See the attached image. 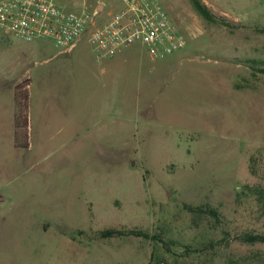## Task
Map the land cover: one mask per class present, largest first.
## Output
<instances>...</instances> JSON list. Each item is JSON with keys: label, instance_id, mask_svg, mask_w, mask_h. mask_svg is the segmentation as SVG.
<instances>
[{"label": "rangeland", "instance_id": "1", "mask_svg": "<svg viewBox=\"0 0 264 264\" xmlns=\"http://www.w3.org/2000/svg\"><path fill=\"white\" fill-rule=\"evenodd\" d=\"M160 1L185 41L164 59L139 44L97 59L86 36L67 54L0 35V264H264V244L239 240L264 235V210L258 196L236 195L264 190V54L252 69L235 53L245 37L264 45V2L202 0L227 18L230 7L256 14L245 17L253 31L207 22L189 0ZM55 2L67 12L104 4L98 25L123 8ZM25 89L27 147H15ZM184 205L215 208L220 223L195 226Z\"/></svg>", "mask_w": 264, "mask_h": 264}, {"label": "built area", "instance_id": "2", "mask_svg": "<svg viewBox=\"0 0 264 264\" xmlns=\"http://www.w3.org/2000/svg\"><path fill=\"white\" fill-rule=\"evenodd\" d=\"M264 2V0H262ZM123 8L104 24L96 12H67L55 0H0V34L24 42L49 40L62 51L83 36L98 58L142 45L150 59L159 60L185 46L160 0H122Z\"/></svg>", "mask_w": 264, "mask_h": 264}, {"label": "trees", "instance_id": "3", "mask_svg": "<svg viewBox=\"0 0 264 264\" xmlns=\"http://www.w3.org/2000/svg\"><path fill=\"white\" fill-rule=\"evenodd\" d=\"M191 7L193 10L204 20L210 23L214 24H221L222 26L228 27V28H237V25L228 23L224 21L223 19H220L219 17H216L209 9L208 7L202 2V0H189ZM264 32V29L262 30ZM1 35V34H0ZM5 36V35H4ZM254 60H247L243 61L247 66L251 67L252 69H257L256 67L250 66L254 62ZM260 70V69H258ZM264 73V70H260ZM27 82H23L18 85V87H24L26 86ZM17 90V89H16ZM26 89L23 90L22 94H19V92H16L15 94V106H16V112L14 115V145L15 147H27L26 139L23 141L21 139L22 134L25 133V130L23 128V125L20 124V107L21 105L26 104L27 102V93ZM252 174L254 172L252 171V168H250ZM253 194L254 196H258L257 199L259 200L262 209L264 210V190H259L255 187L250 186H238L236 188V195L237 197L240 196H248V194ZM185 211L188 212L191 215V221L193 225H198V223L205 219V218H211L213 221L220 223V214L217 209L212 208L210 206H191V205H184L183 206ZM121 235L124 236H135L140 237L143 239H152L155 240V236H151L145 232L137 231V230H127L123 233L119 232ZM113 235V230H105L100 233L101 238H108ZM239 240L245 244H264V235L261 234H251V233H245L242 236L239 237ZM158 264H165L164 261H158Z\"/></svg>", "mask_w": 264, "mask_h": 264}, {"label": "crops", "instance_id": "4", "mask_svg": "<svg viewBox=\"0 0 264 264\" xmlns=\"http://www.w3.org/2000/svg\"><path fill=\"white\" fill-rule=\"evenodd\" d=\"M213 3H215V2H213ZM102 6H103V12H104V8H105L104 4H102ZM230 11L232 13L231 15H233L232 16L233 18L232 17L227 18V17H229V15L227 14V12L225 10H223L221 8L218 9L217 12H215V11L214 12L218 13L217 15L220 14L223 18L227 19V21L225 20L226 22L234 24V25H237L238 28H239V24L244 26L243 28H245V29L247 28L246 30H250L252 28L250 25L245 24V22H246L245 21V19H246L245 17L254 18V17H256V14H250L247 11H243V10L236 9V8L234 9L232 7H230ZM214 12H212V13H214ZM262 14H264V13H262ZM214 15L216 16V14H214ZM254 29H255V27L252 28L251 30L254 31ZM257 29H258L257 31H262L264 29V26L257 27ZM250 32H252V31H250ZM79 41H80V39L75 43L73 48H71L69 50H65V51H63V53H67V54L71 53L77 47V44L79 43ZM257 44L258 43L253 40V37L252 38H251V36L245 37V43L242 44V45L245 46V48H239L237 51H235V53L237 54V56L239 55V56L245 57V59L244 58H240V60H243V61L252 60L253 57H255V59H260V56L264 54V45L261 43V44H258V47L255 48L254 46H257ZM117 54H119V53H117ZM117 54H115V55H117ZM115 55H113V56H115ZM113 56H111L110 58H112ZM103 58H105V57H103ZM106 58H108V57H106ZM97 59H101V58L97 57ZM94 126L97 127V129L98 128L105 129V131L108 132V127L109 126L101 125L99 122H95ZM115 130L119 131V126H117V129L115 128Z\"/></svg>", "mask_w": 264, "mask_h": 264}, {"label": "water", "instance_id": "5", "mask_svg": "<svg viewBox=\"0 0 264 264\" xmlns=\"http://www.w3.org/2000/svg\"><path fill=\"white\" fill-rule=\"evenodd\" d=\"M102 8H103V6L99 5L98 8H97V13L100 12Z\"/></svg>", "mask_w": 264, "mask_h": 264}, {"label": "flooded vegetation", "instance_id": "6", "mask_svg": "<svg viewBox=\"0 0 264 264\" xmlns=\"http://www.w3.org/2000/svg\"><path fill=\"white\" fill-rule=\"evenodd\" d=\"M116 233V231L113 230V235Z\"/></svg>", "mask_w": 264, "mask_h": 264}]
</instances>
